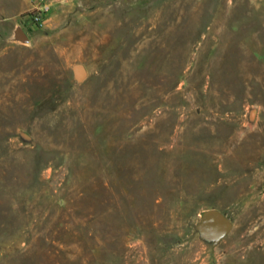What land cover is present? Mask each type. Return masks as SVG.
<instances>
[{"label":"rangeland","instance_id":"obj_1","mask_svg":"<svg viewBox=\"0 0 264 264\" xmlns=\"http://www.w3.org/2000/svg\"><path fill=\"white\" fill-rule=\"evenodd\" d=\"M37 1L0 0V264H264V0Z\"/></svg>","mask_w":264,"mask_h":264},{"label":"water","instance_id":"obj_2","mask_svg":"<svg viewBox=\"0 0 264 264\" xmlns=\"http://www.w3.org/2000/svg\"><path fill=\"white\" fill-rule=\"evenodd\" d=\"M14 35L22 41L27 40V35L21 28H17ZM73 70L78 80L86 76V70L81 63L75 64ZM195 228L202 239L216 245L231 230L232 221L218 209H206L201 213Z\"/></svg>","mask_w":264,"mask_h":264},{"label":"built area","instance_id":"obj_3","mask_svg":"<svg viewBox=\"0 0 264 264\" xmlns=\"http://www.w3.org/2000/svg\"><path fill=\"white\" fill-rule=\"evenodd\" d=\"M56 0H38L29 14V20L32 25L41 27L45 21L53 2Z\"/></svg>","mask_w":264,"mask_h":264}]
</instances>
